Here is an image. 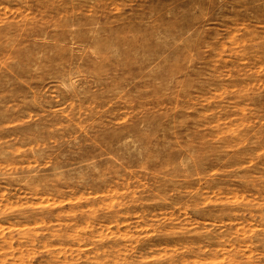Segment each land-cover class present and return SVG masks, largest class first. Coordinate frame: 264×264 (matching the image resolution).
I'll return each instance as SVG.
<instances>
[{
    "label": "rangeland",
    "instance_id": "obj_1",
    "mask_svg": "<svg viewBox=\"0 0 264 264\" xmlns=\"http://www.w3.org/2000/svg\"><path fill=\"white\" fill-rule=\"evenodd\" d=\"M0 264H264V0H0Z\"/></svg>",
    "mask_w": 264,
    "mask_h": 264
}]
</instances>
